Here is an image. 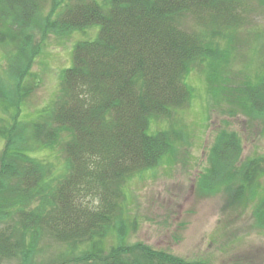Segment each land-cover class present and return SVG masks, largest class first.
<instances>
[{
  "label": "trees",
  "instance_id": "trees-1",
  "mask_svg": "<svg viewBox=\"0 0 264 264\" xmlns=\"http://www.w3.org/2000/svg\"><path fill=\"white\" fill-rule=\"evenodd\" d=\"M241 3L0 0V46L11 52L0 107L12 116L0 117V261L33 264L48 238L71 253L80 245L90 251L57 264H210L130 244L137 222L125 218L122 183L174 157L177 142L187 138L176 116L192 106L188 78L197 69L206 74L209 97L217 83L211 98L226 93L234 115L264 122V67L242 88L222 75L230 36L242 23ZM193 19L200 32L187 28ZM76 33L90 35L70 51L56 101L26 122L22 107L35 89L29 77L36 59L52 36ZM160 123L167 127L155 128ZM59 147L65 164L56 172L41 155ZM242 156L239 134L218 131L198 186L205 195L223 194L226 211L251 208L264 232V156L244 162ZM109 238L114 244L107 248Z\"/></svg>",
  "mask_w": 264,
  "mask_h": 264
},
{
  "label": "rangeland",
  "instance_id": "rangeland-1",
  "mask_svg": "<svg viewBox=\"0 0 264 264\" xmlns=\"http://www.w3.org/2000/svg\"><path fill=\"white\" fill-rule=\"evenodd\" d=\"M241 1L243 7L237 14L242 23L240 29L230 36V64L224 72L222 70V75L228 76L232 85L242 88L248 80L258 79L263 71L264 0ZM186 25L190 30L201 31L194 19L187 20ZM205 34L208 36L210 30ZM89 35L76 33L63 40L55 36L49 39L31 69L29 80L36 84L22 107L26 122L35 120V114L48 110L56 101L61 88L60 75L69 64L70 51ZM217 39L224 48L228 45L226 39L219 36ZM9 53L0 46V78L8 68ZM205 77L203 70L197 69L188 78L195 93L192 106L176 116L180 121L179 129L187 138L177 142L174 157L165 159L158 168L129 177L122 183L121 206L125 218L137 222L128 242H141L187 260H203L210 264H264V232L256 228L252 209L242 205L226 211L223 194L205 195L198 186L200 176L208 169L209 150L218 131L229 129L239 134L244 162L249 157L264 156V122L238 112L234 115L236 105L229 103L226 93L213 97V100V94L220 91L217 83L209 97ZM216 100L218 104L214 103ZM5 111L1 106L0 117L10 121L12 116ZM164 127H167L166 123L155 128ZM63 137L64 141L67 140ZM41 157L42 161L53 164L56 172L65 164L61 147L51 153H42ZM113 244L109 238L107 248ZM41 246L43 249L33 264H57L63 257L88 251L86 245H80L77 252L71 253L66 246L48 238ZM0 264L22 263L15 260L0 261Z\"/></svg>",
  "mask_w": 264,
  "mask_h": 264
}]
</instances>
